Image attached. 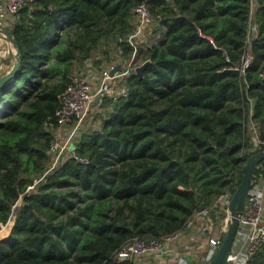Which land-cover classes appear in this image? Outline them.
Returning a JSON list of instances; mask_svg holds the SVG:
<instances>
[{
	"label": "trees",
	"instance_id": "trees-1",
	"mask_svg": "<svg viewBox=\"0 0 264 264\" xmlns=\"http://www.w3.org/2000/svg\"><path fill=\"white\" fill-rule=\"evenodd\" d=\"M141 1L32 0L17 12L22 64L0 88V230L21 203L0 238V264H134L116 251L184 229L235 192L248 157L264 148V0H149L161 37L138 54L151 60L144 75L134 70L128 95L103 100L101 126L75 145L87 161L45 173L47 122H59L75 66L92 68L113 41L131 58ZM262 177L264 160L253 181ZM247 264H264V243Z\"/></svg>",
	"mask_w": 264,
	"mask_h": 264
},
{
	"label": "built area",
	"instance_id": "built-area-1",
	"mask_svg": "<svg viewBox=\"0 0 264 264\" xmlns=\"http://www.w3.org/2000/svg\"><path fill=\"white\" fill-rule=\"evenodd\" d=\"M30 1L32 0H0V25L12 28L17 18V12ZM134 17L138 28L128 37V41L134 46L132 57L122 61L121 64L107 65L99 73L97 71H82L73 76L67 89L60 95L61 105L56 111L59 122L50 120L47 122V128L51 131L52 138L49 147L50 161L45 173L52 171L72 157L87 161L86 158L80 157L75 149L78 139L89 128L85 125L96 114L101 113L102 102L106 97L116 100L121 95L129 94L124 81L134 70L136 71V67L141 63L139 52L145 43L149 45L156 43L161 37L157 35L151 39L148 38V33L150 34L151 30L148 32L146 27L155 21L149 7V0H142L134 8ZM254 27H256V23ZM4 45L7 46L8 51L0 52L2 59L0 71L3 72L6 67L5 59L11 53L13 54V50L8 39L0 33V48H3ZM251 58V52H246L244 66L249 65ZM116 65H119L120 68L112 73ZM120 84L122 85L120 86ZM250 125L254 141L253 148H256L261 145L262 140L259 137L257 125L253 121H250ZM42 178L43 176L36 179L35 182H39ZM252 183L236 239L225 264H247L255 249L264 243V177L255 180V182L252 181ZM232 195L230 191L223 193L212 206H204L191 216L184 229L166 236L163 240L146 242L134 238L128 241L116 251L115 260L126 258L133 261L134 264H144L143 258L155 256L154 259L158 263L160 261V264H163L165 260L170 261L171 264H208L221 245L224 233L229 228L231 222L229 202ZM213 214L215 220L212 219ZM214 224L217 225L214 227ZM198 226L202 234L207 237L208 243L195 261V259L192 260L194 257L192 254L181 248L179 241L187 229Z\"/></svg>",
	"mask_w": 264,
	"mask_h": 264
},
{
	"label": "water",
	"instance_id": "water-1",
	"mask_svg": "<svg viewBox=\"0 0 264 264\" xmlns=\"http://www.w3.org/2000/svg\"><path fill=\"white\" fill-rule=\"evenodd\" d=\"M0 33H2L10 42L14 55L13 65L2 75H0V88L10 79L15 77L20 70L22 64V51L18 39L14 35L11 28L0 25ZM151 60L147 59L140 63L136 67V73L139 75H144L145 69L150 64ZM119 65L113 68L112 73H114ZM264 160V148H261L254 153H252L246 163L245 171L240 184L237 186L235 192L233 193L229 208L231 211V222L228 230L223 235V240L221 245L218 247L214 257L208 264H225L231 249L233 247L234 241L236 239L237 231L240 225L241 216L245 210L247 196L249 194L250 187L253 181L254 171L261 161Z\"/></svg>",
	"mask_w": 264,
	"mask_h": 264
},
{
	"label": "rangeland",
	"instance_id": "rangeland-1",
	"mask_svg": "<svg viewBox=\"0 0 264 264\" xmlns=\"http://www.w3.org/2000/svg\"><path fill=\"white\" fill-rule=\"evenodd\" d=\"M155 22V21H154ZM154 22L152 23V25H148L147 27H146V30L149 32V30H151V33L152 34H154L153 33V31H154ZM255 26V22H252V25H251V27H252V29H253V33H255L256 32V29H257V26L256 27H254ZM148 35H149V38L151 39V38H153L152 37V35H151V37H150V34L148 33ZM158 35V33L157 34H155V36H157ZM106 48H108L109 49V53H107V51H106ZM10 58H8V62H7V64H9V68L13 65V62H14V60H15V58H14V55L11 53V55L9 56ZM90 60H92L94 63H95V66H93L92 68L91 67H83V65L81 66L80 64H77L76 66H75V73H76V75L77 74H80L82 71H86V72H90L91 70H95V72L97 71L98 73L103 69V67H105V66H107V65H111V64H120V63H122V61H124V57L122 56V54H121V51H120V49L117 47V45H116V43L113 41L112 43H111V45L110 46H106V43H105V45H103L102 47H100L97 51H95V53H94V55L93 56H91V58H90ZM101 60V61H100ZM5 62V63H6ZM143 61H141V63H142ZM8 68V67H7ZM7 68H5V70L4 71H6L7 70ZM8 68V69H9ZM3 71H0V74L2 73ZM122 84H120V86H121ZM100 112L101 113H104L105 112V108L103 109H101L100 110ZM101 116L102 115H98V114H96L95 116H94V118H92L91 120H89L88 122H87V124L85 125V126H87V127H89L86 131L88 132L89 130H92V129H95V128H99L100 126H101V122H100V119L99 118H101ZM9 223V222H8ZM8 223L6 224V225H8ZM11 224V223H10ZM217 224H214V227L216 226ZM4 229L5 228H2V230L3 231H1L0 232V236L1 235H5L6 233H5V231H4Z\"/></svg>",
	"mask_w": 264,
	"mask_h": 264
},
{
	"label": "crops",
	"instance_id": "crops-1",
	"mask_svg": "<svg viewBox=\"0 0 264 264\" xmlns=\"http://www.w3.org/2000/svg\"><path fill=\"white\" fill-rule=\"evenodd\" d=\"M155 37V34L150 33V37ZM149 38V36H148ZM145 47H142V49H144ZM4 52V51H2ZM10 58V57H8ZM8 58L5 59V62L8 60ZM8 62V61H7ZM7 62L5 63V68H9V64H7ZM7 68V69H8ZM95 70H91V72ZM21 201H19L16 206L13 209L12 215L9 219V223L8 225H5L4 231H5V235L0 236L4 237L7 234H9L10 230L12 229L13 225L15 224L16 221V210L18 209V207L20 206ZM11 223V224H10ZM3 231L2 229L0 230V232ZM181 248L187 250L190 254H192L194 257H192V260L195 259V261L197 260V258L201 255V253L203 252L204 248L207 247V237H205L202 232L199 230V226L198 227H194L191 229H187V231L185 232L184 236L181 237V240L179 241ZM155 256H151V257H146L143 258V263L144 264H160L154 259ZM159 259V258H158ZM160 260V259H159ZM163 264H171L170 261L165 260V262H163Z\"/></svg>",
	"mask_w": 264,
	"mask_h": 264
},
{
	"label": "bare ground",
	"instance_id": "bare-ground-1",
	"mask_svg": "<svg viewBox=\"0 0 264 264\" xmlns=\"http://www.w3.org/2000/svg\"><path fill=\"white\" fill-rule=\"evenodd\" d=\"M2 51H4V52H7V51H8V48H7L6 45H4L3 48H0V52H2ZM1 236H2V235H1Z\"/></svg>",
	"mask_w": 264,
	"mask_h": 264
}]
</instances>
